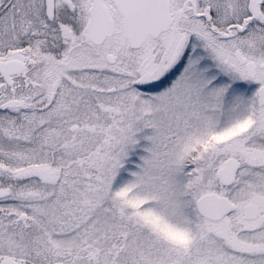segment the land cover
<instances>
[{
    "label": "snow or ice",
    "instance_id": "6c2138e0",
    "mask_svg": "<svg viewBox=\"0 0 264 264\" xmlns=\"http://www.w3.org/2000/svg\"><path fill=\"white\" fill-rule=\"evenodd\" d=\"M0 264H264V0H0Z\"/></svg>",
    "mask_w": 264,
    "mask_h": 264
}]
</instances>
